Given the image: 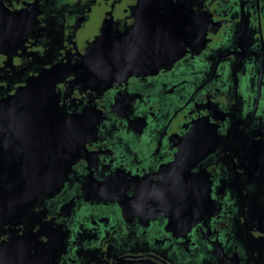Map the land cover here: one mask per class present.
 <instances>
[{"label":"flooded vegetation","instance_id":"af4514ba","mask_svg":"<svg viewBox=\"0 0 264 264\" xmlns=\"http://www.w3.org/2000/svg\"><path fill=\"white\" fill-rule=\"evenodd\" d=\"M0 264H264V0H0Z\"/></svg>","mask_w":264,"mask_h":264}]
</instances>
